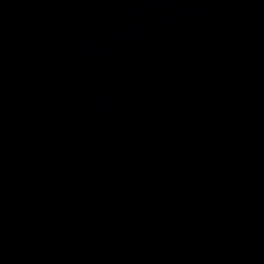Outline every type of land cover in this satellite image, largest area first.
<instances>
[{
  "label": "water",
  "instance_id": "95a60500",
  "mask_svg": "<svg viewBox=\"0 0 264 264\" xmlns=\"http://www.w3.org/2000/svg\"><path fill=\"white\" fill-rule=\"evenodd\" d=\"M0 264H264V0H0Z\"/></svg>",
  "mask_w": 264,
  "mask_h": 264
}]
</instances>
